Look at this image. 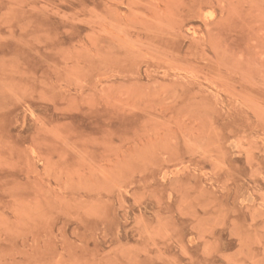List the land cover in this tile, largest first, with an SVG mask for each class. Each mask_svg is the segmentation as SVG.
<instances>
[{
    "label": "rangeland",
    "instance_id": "374dc122",
    "mask_svg": "<svg viewBox=\"0 0 264 264\" xmlns=\"http://www.w3.org/2000/svg\"><path fill=\"white\" fill-rule=\"evenodd\" d=\"M0 264H264V0H0Z\"/></svg>",
    "mask_w": 264,
    "mask_h": 264
}]
</instances>
